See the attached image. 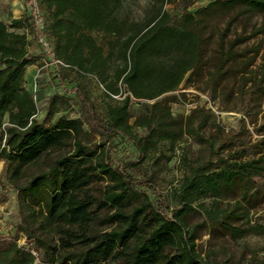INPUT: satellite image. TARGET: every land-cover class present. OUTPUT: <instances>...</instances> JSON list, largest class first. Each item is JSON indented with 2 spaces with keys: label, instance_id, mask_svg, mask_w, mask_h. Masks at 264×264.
I'll return each mask as SVG.
<instances>
[{
  "label": "trees",
  "instance_id": "16d2710c",
  "mask_svg": "<svg viewBox=\"0 0 264 264\" xmlns=\"http://www.w3.org/2000/svg\"><path fill=\"white\" fill-rule=\"evenodd\" d=\"M38 1L54 58L96 76L110 102L101 115L78 91L81 115L53 120L59 98L54 94L39 120L25 77L36 60L29 51L31 35L38 38L41 32L33 15L10 23L0 19V158L18 191L22 217L15 235L0 234V264H230L221 252L201 254L196 228L186 216L194 203L237 184L244 198L253 189L264 190V163L253 155V146L238 148L234 156L251 158L216 169L193 168L177 189L178 205L167 212L161 198L154 205L136 188L140 182L155 189L154 177L137 180L114 166L107 145L122 133L147 155L160 142L174 144L185 133V119L173 113L171 104L186 75L204 63L201 29L190 10L193 0H150L142 17L123 12L127 0ZM167 3H174L176 12ZM216 3L264 10V0ZM94 32L104 35L103 43ZM263 80L249 87L250 100L264 92ZM132 98L144 100L137 115L131 113ZM100 181L104 185L96 193L94 184ZM198 204L233 239L250 231L237 219L253 227L239 199L232 208H220L218 199L213 208ZM21 232L34 240L33 249L20 245Z\"/></svg>",
  "mask_w": 264,
  "mask_h": 264
},
{
  "label": "rangeland",
  "instance_id": "374dc122",
  "mask_svg": "<svg viewBox=\"0 0 264 264\" xmlns=\"http://www.w3.org/2000/svg\"><path fill=\"white\" fill-rule=\"evenodd\" d=\"M13 1L0 0V16L6 15V10L12 12ZM20 1L26 15H33L35 6L40 7L38 0ZM149 3L150 0H127L123 12L142 17ZM166 8L176 12L174 3H167ZM190 10L201 29L204 63L200 69L186 75L175 92L179 94L178 100L171 104L173 113L185 119V133L174 144L160 142L147 155L140 153L135 143L122 133L107 144L114 166L137 180L154 177L155 189L140 182L136 183V188L143 197L147 195L154 205L161 198L167 212L178 205L177 189L193 168H221L253 155L264 163V92L257 91L252 100L248 92L254 80L264 78V10L242 5L223 6L213 4V0H193ZM93 34L99 42H104L102 33ZM43 35L45 33H40L38 38L31 35L30 53L35 55L36 60L28 66L25 77L26 86L36 98V117L42 120L47 115L54 94L59 98L53 120L59 116L79 117L82 104L78 91L86 93L97 111L105 115L110 98L96 76L80 73L56 62L50 48L40 40ZM215 72L213 83L211 78ZM213 87H216L215 98L211 95ZM121 89L126 91L124 86ZM143 101L132 98L130 108L133 115L142 110ZM134 118H131V123ZM136 131L145 134L142 128H136ZM248 146H253V155L234 157L238 148ZM134 162L137 164L133 165ZM4 164L5 161L0 158V198L6 197L0 202V234L9 236L17 233L22 217L18 191L5 175ZM103 185V181L95 183L94 191L99 193ZM216 199L220 208H232L236 200H241L249 210L250 225L253 227L247 224L245 218L237 219V223L250 231L233 239L223 226L213 224L198 203L205 202L213 208L211 203ZM194 206L186 219L196 228L197 248L202 255L215 251L230 257V264H264V190L256 192L253 189L244 198L242 185L237 184L219 196L199 200ZM29 239L34 242L25 232L18 236L20 245L33 249ZM253 254L255 257H252Z\"/></svg>",
  "mask_w": 264,
  "mask_h": 264
},
{
  "label": "built area",
  "instance_id": "2783aa9c",
  "mask_svg": "<svg viewBox=\"0 0 264 264\" xmlns=\"http://www.w3.org/2000/svg\"><path fill=\"white\" fill-rule=\"evenodd\" d=\"M33 17H34V20H35V24H36V26L38 27V29H39V31L42 33V34H44L43 33V31H44V28H45V22H44V16H43V13H42V11H41V9H40V7L37 5V6H35V9H34V12H33ZM39 37H40V35H39ZM40 40L46 45V46H48L49 48H50V51H51V43H50V41H48L47 39H46V36L45 35H43L41 38H40ZM51 53H52V51H51ZM52 56H53V54H52ZM54 57V56H53ZM56 60V62H58V63H63V62H61L60 60H58V59H55ZM29 241L31 242L30 244L31 245H33L34 244V242H32V240L31 239H29Z\"/></svg>",
  "mask_w": 264,
  "mask_h": 264
},
{
  "label": "crops",
  "instance_id": "0c3cea01",
  "mask_svg": "<svg viewBox=\"0 0 264 264\" xmlns=\"http://www.w3.org/2000/svg\"><path fill=\"white\" fill-rule=\"evenodd\" d=\"M12 4H13V7L11 8L12 12H10V9H9V10H6V15L0 16V19L6 23H10L14 18H20L26 15V12L20 0H14ZM29 51H30V45H29ZM26 76H27V71H26Z\"/></svg>",
  "mask_w": 264,
  "mask_h": 264
}]
</instances>
